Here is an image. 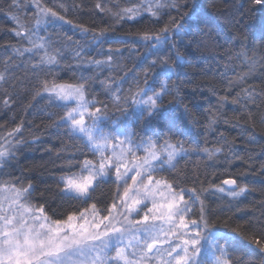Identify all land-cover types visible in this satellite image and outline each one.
<instances>
[{
  "label": "trees",
  "instance_id": "16d2710c",
  "mask_svg": "<svg viewBox=\"0 0 264 264\" xmlns=\"http://www.w3.org/2000/svg\"><path fill=\"white\" fill-rule=\"evenodd\" d=\"M28 2L22 0L21 7L14 8L10 0H0V72L7 78V83L0 84V135L7 134L5 129L22 124L24 141L0 170V179L23 177L30 181L34 188L33 202L42 204L54 219L90 208L92 203L103 212L116 194L114 177L100 184L88 200L69 198L62 191L61 177L79 173L84 159L96 157L67 127H58L64 114L62 107L43 96L30 95L33 73L28 54L19 57L14 53V49L28 45L14 34L16 25L11 19V15H17L29 28L33 27L35 17ZM42 2L65 16V21L53 20L41 32L60 51L59 78L66 83H77L83 77L88 97L105 103H110V99L101 81L108 78V71L97 70L90 62L103 60L109 48L114 56L115 49L121 48L123 56H115L120 67L112 75L116 83L124 81L127 89L132 84L129 77L133 73L143 78L141 70L151 58L152 49L145 47L142 32L159 29L177 16L175 10L167 7L159 10V21L148 14L136 20H118L111 12L95 7L101 3L114 12L117 5L127 7L131 0ZM179 2L190 16L192 0ZM59 4L67 5L68 11L60 9ZM195 6L197 14L190 22L191 34L177 44L182 60L176 78L170 83L173 94L166 98L164 110L169 123L179 125L188 134L186 146L191 147L195 141L200 151L190 152L175 170H165L162 175L169 180L176 178L177 184L186 189L195 187L201 193L209 220L219 233L227 235L226 246L230 247L233 264H264V252L249 239L264 238V123H261L264 120V5H255L251 0H195ZM184 19L187 21L188 17ZM85 28L107 29L101 38L103 43L97 46L93 32H85ZM77 49L82 53L79 59L74 56ZM253 60L255 65L250 67ZM242 73H248L243 86L254 97V103L248 105L255 109L251 114L244 104L232 102L240 91L238 78ZM224 96L228 97L227 101ZM5 99H9L8 105L3 103ZM107 115L108 121L124 119L114 109ZM212 118L217 123L208 128ZM155 127L144 122L134 124L137 142L151 136ZM204 147H220L222 151L209 161ZM69 158L73 161L71 167L67 164ZM225 178L235 179L237 189L247 186L248 191L232 198L228 195L230 189L221 183ZM218 186L226 191H216ZM234 228L239 231L234 232ZM218 242L225 243L224 239Z\"/></svg>",
  "mask_w": 264,
  "mask_h": 264
},
{
  "label": "snow or ice",
  "instance_id": "6c2138e0",
  "mask_svg": "<svg viewBox=\"0 0 264 264\" xmlns=\"http://www.w3.org/2000/svg\"><path fill=\"white\" fill-rule=\"evenodd\" d=\"M10 3L20 8L22 0H10ZM251 3L264 5V0H251ZM28 7L33 9V27L29 28L17 15H11V19L16 25L14 34L28 45L14 49V53L19 57L28 54L33 73L30 95L43 96L62 107L64 114L58 127H67L96 157L84 159L79 173L62 176V191L69 198L88 200L106 178L114 176L116 194L103 212L92 203L90 208L54 219L42 204L33 202L34 188L30 181L23 177L0 179V264H233L230 247L226 246L227 235L219 233L209 220L201 193L195 187H182L176 178L169 180L162 175L165 170H175L190 152L200 151L195 141L191 147L186 146L188 134L179 125L169 123L164 110L166 98L173 94L170 83L176 78L182 60L177 44L191 34L190 22L197 14L195 0L190 16L179 0H131L127 7L117 5L114 12L101 3L95 5L118 20L131 21L148 14L159 21V10L167 7L177 13L159 29L142 32L145 47L152 49L151 58L141 70L143 78L133 73L129 77L132 84L127 89L124 81L116 83L112 75L120 67L115 56H123L121 48L115 49V56L109 48L103 60L90 62L97 70L108 71V78L101 84L108 90L110 103L89 98L83 77L77 83H66L59 78L60 51L41 32L53 20L65 21V16L42 0H29ZM58 7L68 11L65 4ZM83 30L93 32L97 46L103 43L101 38L107 32L103 28ZM74 56L82 57L80 49ZM254 65L255 61H250V67ZM247 75L240 74V91L232 102L244 104L251 114L255 109L248 105L254 103L253 93L243 86ZM152 77L155 79L150 83ZM4 83L7 78L0 72V84ZM223 99L227 101L228 97ZM3 103L8 105L9 99ZM110 109L121 113L124 119L106 132L103 124ZM140 122L157 127L151 136L137 142L133 125ZM216 123V118H212L207 127L212 128ZM5 131L6 135H0V170L24 143L22 124ZM202 150L209 161L222 151L220 147ZM72 162L69 158V167ZM221 183L235 186L237 181L225 178ZM216 191L226 189L218 186ZM247 191V186H242L228 190V195L235 199ZM194 208L198 211L194 212ZM233 231L238 232L239 228ZM219 239L225 243H219ZM249 239L264 252V238Z\"/></svg>",
  "mask_w": 264,
  "mask_h": 264
},
{
  "label": "rangeland",
  "instance_id": "374dc122",
  "mask_svg": "<svg viewBox=\"0 0 264 264\" xmlns=\"http://www.w3.org/2000/svg\"><path fill=\"white\" fill-rule=\"evenodd\" d=\"M107 121H108V119L105 120V121H104V124H103V127L105 128V131H106V132L109 131V130H111V129L113 128V125L119 123L121 120L108 121V122H107ZM106 122H107V124H106ZM165 167H167V166H165ZM113 177H114V176H113ZM106 179H108V178H106Z\"/></svg>",
  "mask_w": 264,
  "mask_h": 264
},
{
  "label": "water",
  "instance_id": "95a60500",
  "mask_svg": "<svg viewBox=\"0 0 264 264\" xmlns=\"http://www.w3.org/2000/svg\"><path fill=\"white\" fill-rule=\"evenodd\" d=\"M227 188H229V189H233V188H237V186L235 185V186H233V185H225Z\"/></svg>",
  "mask_w": 264,
  "mask_h": 264
},
{
  "label": "bare ground",
  "instance_id": "6f19581e",
  "mask_svg": "<svg viewBox=\"0 0 264 264\" xmlns=\"http://www.w3.org/2000/svg\"><path fill=\"white\" fill-rule=\"evenodd\" d=\"M225 186V185H224ZM226 187V186H225ZM227 188V187H226ZM227 189H229V188H227ZM231 190V189H230Z\"/></svg>",
  "mask_w": 264,
  "mask_h": 264
}]
</instances>
